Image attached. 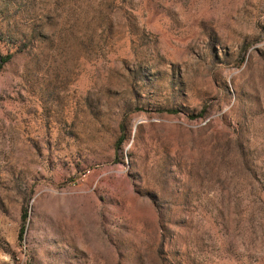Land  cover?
Masks as SVG:
<instances>
[{"label":"rangeland","instance_id":"obj_1","mask_svg":"<svg viewBox=\"0 0 264 264\" xmlns=\"http://www.w3.org/2000/svg\"><path fill=\"white\" fill-rule=\"evenodd\" d=\"M0 264H264V0H0Z\"/></svg>","mask_w":264,"mask_h":264},{"label":"trees","instance_id":"obj_2","mask_svg":"<svg viewBox=\"0 0 264 264\" xmlns=\"http://www.w3.org/2000/svg\"><path fill=\"white\" fill-rule=\"evenodd\" d=\"M11 58V55H6V56H0V64H4L6 63L7 61H9Z\"/></svg>","mask_w":264,"mask_h":264}]
</instances>
